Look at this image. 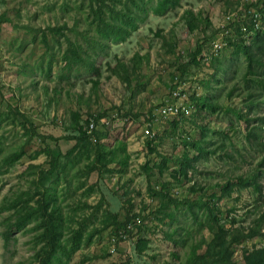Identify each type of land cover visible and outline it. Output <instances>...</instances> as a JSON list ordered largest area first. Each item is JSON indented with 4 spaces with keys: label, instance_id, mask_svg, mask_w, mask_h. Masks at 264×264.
I'll return each mask as SVG.
<instances>
[{
    "label": "rangeland",
    "instance_id": "374dc122",
    "mask_svg": "<svg viewBox=\"0 0 264 264\" xmlns=\"http://www.w3.org/2000/svg\"><path fill=\"white\" fill-rule=\"evenodd\" d=\"M155 1L97 0L103 5L91 11L90 0H0V264H34L36 252L51 246L50 237L35 229L33 221L25 222L7 241L1 235L3 217L10 212L1 205L20 191H37L31 180L38 177L41 167L49 166L42 152L47 147L54 154L67 151L74 159L59 170L55 180L39 185L48 190L54 187L65 243V250L56 249V262L45 264L183 262L196 239L213 235L207 218L199 205L189 209L186 203L173 204L165 195L153 196L148 187L160 189L162 185L176 200L194 199L199 191H188L194 182L210 192L207 185L221 183L228 173L243 174L259 160L256 148H246L243 157L236 149L242 150L247 143L243 130L249 104L255 111L248 115L257 116L249 124L258 117L264 120L260 84L264 66L253 61L248 70L245 55L235 48L204 58L224 13L256 0H179L178 7L162 15L149 8ZM252 4L246 8L256 9ZM260 5L264 7V0ZM186 9L207 17L210 25L200 20L190 30L181 17ZM127 14L136 28L116 40L118 34L108 25L129 28ZM211 32L215 33L209 39ZM257 41L260 46L251 41L250 49L264 61L263 31ZM196 43L203 50L196 64L188 63ZM71 45L81 46L83 60L67 61ZM175 85L188 101L195 94L212 105L192 106L191 112L177 119L154 118L153 109ZM248 93L258 98L257 105L247 101ZM75 112L84 125L93 114L111 120V127H98L100 159L96 143L91 144L89 154L78 153L76 140L65 138L77 134L70 128L77 121ZM114 113L119 118L112 121ZM21 114L38 132L31 139L20 127ZM148 120L153 137L144 133ZM190 140H200L210 150L222 149L203 154L189 145ZM8 154H13L11 163L5 162ZM184 154L192 166H187L182 179L177 170ZM89 162L92 170L88 171ZM260 180L261 193L240 187L217 200L220 222L227 232L254 224L264 213V174ZM88 186L92 191L84 193ZM136 212L141 217L139 225L127 237H120L114 218L122 222ZM199 220L205 225H199ZM263 244L262 233L245 238L234 244L233 258L243 264L242 252Z\"/></svg>",
    "mask_w": 264,
    "mask_h": 264
},
{
    "label": "trees",
    "instance_id": "16d2710c",
    "mask_svg": "<svg viewBox=\"0 0 264 264\" xmlns=\"http://www.w3.org/2000/svg\"><path fill=\"white\" fill-rule=\"evenodd\" d=\"M95 1L97 0H90L89 6L90 10L92 11L94 8H101L103 4H98ZM252 5L256 7V9L261 12V19H262V26L259 29H255L252 34L247 36H244L243 33L240 31L239 26L236 25L235 33L233 37L226 38L227 45L223 49H229V48H235L238 51H241L246 59H247V69H252V62L259 63L264 66V61L260 59V57L256 54H254L250 49V42L260 46V41H257L262 31L264 32V7L259 6L260 0H256V2H249V3H241L242 7L245 8L244 10L247 11L248 9L246 7H249ZM95 5V6H94ZM179 6V0H156L152 3V5L149 7L152 11H154L155 14L162 15L165 12L172 10ZM149 8L143 9L146 12H148ZM128 15V22L127 24L130 25L129 28L123 27L121 24H109V28L111 30H115L118 36L116 37V40L123 39L126 36H129L132 30L136 28V25L133 23L131 24V18ZM182 19L184 20L186 26L190 30H193L194 28H197L199 24H197L200 20L203 21L206 24L210 25L209 20L207 17H200L199 14L194 13L191 9L183 10L182 13ZM250 28L251 26L247 23ZM204 27V26H203ZM201 27V28H203ZM205 28H203L204 30ZM123 30V31H122ZM216 30V31H215ZM213 30L215 32H211V37L209 35V39L212 38L213 33L216 35L220 28L217 26V28ZM205 38L208 39V35L204 34ZM253 39V40H252ZM68 57L67 61L70 59H75L76 61L83 60L82 56V48L79 45L78 48H75L74 45L69 46ZM222 49V50H223ZM203 50V46L201 44L196 43V47L194 48V51L192 53H189V61L188 63H197L196 56ZM221 51V50H220ZM71 52V54H70ZM66 58V56H65ZM180 77V76H179ZM260 84L264 88V78L260 79ZM191 105L193 107L198 106L199 108L204 107V105L211 106L210 101H206L205 97L194 94L191 95ZM189 99V98H188ZM247 101H251L253 104H258L255 100V96L248 93L246 95ZM190 102V101H189ZM9 107H11L9 105ZM14 111H16L15 108H12ZM192 110V109H191ZM255 111V109L252 107V104H249L248 110L246 111V114L244 116V122L246 123L245 130L244 131V139H246L247 143L243 145L242 150L236 149V153L238 156L243 157L245 154L244 151L246 148H256L258 152H260L259 160L253 165L252 168L247 170L243 174L238 173H228L226 179L219 183H216L215 185H207V189H211L210 192L204 191V186L200 183L194 182L191 184L188 188V191H199L198 195L194 199H189L188 197L182 198L179 200H176V198H172L168 194V189L164 186H160L157 188L156 186H149L148 191L152 193L154 196L157 193H160L162 195H165L168 197V199L174 204H184L186 203L189 207V209L192 208L193 204L199 205V207L202 209V211L205 214V217L207 218V221L209 223V226L212 230L213 235L209 238H206L204 236H200L198 239H196V242L192 245L191 250L188 251L186 258L183 262L178 263H171V264H237L236 260L233 258V252H234V244L237 242L242 241L245 238H251L256 233H262L264 235V213L262 215H258V217L255 219L254 224H250L248 226H237L233 232L229 233L224 228L223 224L220 222V216H222V211L220 207L217 205V200L222 195H230L233 191H239L240 187H250V189L255 193H261L263 190V185L261 183V175L264 174V120L262 118L257 119V121L253 124H249V120L253 118H257V116H250L248 113ZM75 119L77 121L70 126L73 130L76 131L77 134H74L72 136H65L66 139L72 138L75 139L78 144L77 150L78 153L81 152H88V154L91 152V144L96 143V156L98 159L101 158V149L102 145L99 142V134L101 133V130H96V141H92L90 139V135L86 133V131L83 129L82 122L80 123V115L78 112L74 113ZM73 115V116H74ZM97 116H100V114H97ZM21 117L23 119L20 120V127L23 129L24 134L27 135V138L33 137L34 135L38 134L36 131V128L34 127L32 121H30L28 118L24 117L21 114ZM79 117V118H78ZM79 119V120H78ZM177 119V118H175ZM174 120V119H173ZM174 123H176V120H174ZM204 127V126H201ZM202 134V131H201ZM149 144V143H148ZM76 145V144H75ZM189 145L193 149H199L201 153H206L209 151H216V149H222L221 146H218L214 149H208L205 148L203 145H201L200 140H190ZM223 145V144H221ZM234 145V144H233ZM232 145V146H233ZM151 149V148H150ZM72 151V150H68ZM42 152L49 158V166L47 168H40V172L38 174V177L31 180V183L35 185L37 188L36 190H32L30 188L29 190L26 189L25 191H20L16 196H12L11 199H9L6 203L8 207H5L6 205H1V208L3 209H9L10 212L8 216H4L2 223L4 224V230L2 231L1 235L4 239V241L9 240L12 233L21 227L25 225V222L33 221L34 228H40L43 230V234L45 237L49 236L51 239V246L47 249L41 251H37L35 254V262L34 264H45V263H53L56 262L57 258V252L56 249L65 250V243L64 241H61L60 231H59V223L60 219L58 218L61 206L56 198V193L54 190V187H51L50 190L46 188H39V185L44 186L45 182H47L49 179L51 181L55 180L57 178V175L59 174V170H64L66 168V163H68L70 160L74 159L72 158V155L68 153L63 154H54L52 149L47 147L42 150ZM36 154V153H35ZM87 154V155H88ZM13 154L9 155L5 158L6 163H11L14 158L10 161ZM16 155L15 157H17ZM227 156L229 159L232 158V154L230 152L227 153ZM31 157H33L31 155ZM72 158V159H71ZM10 161V162H9ZM164 165V162H162ZM87 169L92 170L90 162L87 164ZM192 166L191 160L188 158L187 155L184 154L180 166L177 170V172L181 175L182 179H184L187 176V166ZM144 169H147L146 164L143 166ZM86 171V174L88 173ZM230 171H233L231 169ZM173 177L177 180L178 178L174 174ZM218 189L220 191L219 194H216L214 189ZM92 191V186H88L85 188L84 193H89ZM151 195V197H153ZM154 200V199H153ZM164 214L166 216H171L172 213H167L164 211ZM138 216L140 217L139 212L129 214L126 219H124L122 222L116 221L115 222V228H121L123 227L128 220L131 218ZM196 217L194 216L193 219ZM234 218L231 220L233 221ZM141 221V217H140ZM140 223V222H139ZM139 223L137 225H139ZM199 225H205L203 221H198ZM213 227L216 228V230H213ZM181 229L187 233L188 229L181 227ZM263 229V230H261ZM175 231V230H174ZM263 231V232H261ZM45 233V234H44ZM172 237V236H171ZM172 239L175 241V239L172 237ZM7 243V242H4ZM75 249V247H74ZM242 262L243 264H264V244L259 246H253L252 248L246 249L244 252H242ZM113 264H128L125 262L121 263H113ZM169 264V263H166Z\"/></svg>",
    "mask_w": 264,
    "mask_h": 264
},
{
    "label": "built area",
    "instance_id": "2783aa9c",
    "mask_svg": "<svg viewBox=\"0 0 264 264\" xmlns=\"http://www.w3.org/2000/svg\"><path fill=\"white\" fill-rule=\"evenodd\" d=\"M251 8V7H250ZM249 24L251 27L249 28ZM236 25L239 26L240 31L244 36L252 34L255 29H260L262 26L261 12L257 9H248L247 11L240 5L235 10H229L224 13V16L221 22L218 24L220 30L218 31V35L214 36L210 44V52L204 54L207 58V55L218 54L220 50H222L227 45L226 38L233 37L236 29ZM191 102L185 97L182 88L179 85H175L171 88L169 96L163 99L157 106L153 109L152 116L156 119L161 118H179L180 116L187 115L191 112L192 105ZM112 121H115L117 118V114H111ZM85 125H83V129L86 131L88 135H90V139L92 141H96L97 137L95 135V131L98 130V127H106L108 125L111 127L113 124L111 120L106 118V116H97L93 114L92 116L87 117L85 121ZM150 121L148 120L145 123L144 133L146 136L153 137L155 132L150 128ZM140 222V217L135 216L128 220L126 224L121 227L118 231V235L120 237H127L130 231L133 229L135 225Z\"/></svg>",
    "mask_w": 264,
    "mask_h": 264
}]
</instances>
